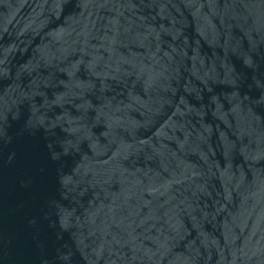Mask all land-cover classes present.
I'll return each instance as SVG.
<instances>
[{"label":"water","instance_id":"95a60500","mask_svg":"<svg viewBox=\"0 0 264 264\" xmlns=\"http://www.w3.org/2000/svg\"><path fill=\"white\" fill-rule=\"evenodd\" d=\"M0 264H264V0H0Z\"/></svg>","mask_w":264,"mask_h":264}]
</instances>
